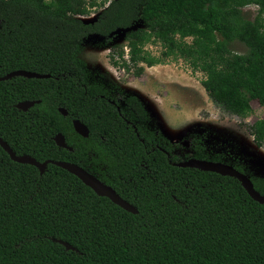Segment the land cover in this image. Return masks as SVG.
I'll return each instance as SVG.
<instances>
[{
    "label": "trees",
    "instance_id": "1",
    "mask_svg": "<svg viewBox=\"0 0 264 264\" xmlns=\"http://www.w3.org/2000/svg\"><path fill=\"white\" fill-rule=\"evenodd\" d=\"M107 3L0 0V79L18 71L51 77L0 82V140L18 157L79 166L138 214L57 166L49 164L42 175L13 162L0 145V264H264V205L234 178L178 168L191 159L224 163V157L210 155L199 139L192 155L180 156L181 146L150 126L138 96H124L121 106L91 82L81 60L86 40L111 44L125 32L113 65L128 73L133 67L138 78L142 65L183 60L204 74L215 104L247 118L253 103L264 107V0ZM250 7H257L256 16L245 11ZM94 8L97 21L84 24L80 17ZM236 43L247 51L236 53ZM151 44L161 46L160 56L146 50ZM24 102L36 105L19 111ZM74 121L88 128V138L76 133ZM250 132L262 148L264 120ZM58 135L72 151L57 146ZM227 164L249 176L243 166ZM249 178L264 196V179Z\"/></svg>",
    "mask_w": 264,
    "mask_h": 264
},
{
    "label": "rangeland",
    "instance_id": "2",
    "mask_svg": "<svg viewBox=\"0 0 264 264\" xmlns=\"http://www.w3.org/2000/svg\"><path fill=\"white\" fill-rule=\"evenodd\" d=\"M257 10L250 7L245 11L256 16ZM99 13L97 9L92 15ZM140 27L137 25L134 30ZM124 45L125 32L122 31L111 44H105L100 37L85 41L81 60L92 83L103 86L121 106L124 96H138L146 105L150 126L173 144L180 145V156L192 155V141L199 139L210 155H222L224 164L241 165L249 176L264 179V146L259 148L250 132L251 126L264 120V107L253 103L247 118L227 113L207 95L202 85L204 74L195 73L183 60H168L153 68L142 65L144 72L137 78L133 67L128 73L113 65L114 61L120 62L115 46ZM146 50L154 56L162 53L160 45L151 44ZM233 50L239 54L247 51L240 43H236Z\"/></svg>",
    "mask_w": 264,
    "mask_h": 264
},
{
    "label": "water",
    "instance_id": "3",
    "mask_svg": "<svg viewBox=\"0 0 264 264\" xmlns=\"http://www.w3.org/2000/svg\"><path fill=\"white\" fill-rule=\"evenodd\" d=\"M23 77L30 80H47L50 79V76L45 75H39L35 73L30 72H24V71H18L14 72L4 78L0 79V82L9 81L13 78H19ZM36 105L35 102H24L19 105H17V109L19 111L28 112L30 109H32ZM120 111V110H119ZM59 112L63 116H68V112L65 109H60ZM74 129L78 135H80L83 138L89 137V130L88 128L82 124L80 121H74L73 122ZM55 142L59 148L67 149L69 151H72L71 148H69L66 144V139L62 135H58L55 138ZM0 145L3 148V150L10 156L11 160L13 162H16L18 164L22 165H30L35 168H37L40 173L43 175L48 167L49 164H52L54 166H57L68 173L72 174L73 176L77 177L85 186L90 188L97 196L101 198H107L109 199L113 204L120 207L124 211L137 215L138 210L134 208L132 205H130L128 202L123 200L116 191H114L112 188L104 185L102 182H100L96 177L89 174L79 166L71 163H65V162H45L43 164L37 162L35 159L29 156H23L18 157L16 154L10 149V147L0 140ZM178 168L183 169H194L199 170L206 173H213L217 174L223 177H230L238 180L242 187L245 189V191L248 193V195L257 203L264 205V196L259 194L255 188L254 185L249 178V176L240 173L237 171L233 166L224 164V163H214L209 161H201L196 159H191L186 162H182L178 164ZM61 245H63L68 251H72L73 248L65 243L59 242Z\"/></svg>",
    "mask_w": 264,
    "mask_h": 264
},
{
    "label": "built area",
    "instance_id": "4",
    "mask_svg": "<svg viewBox=\"0 0 264 264\" xmlns=\"http://www.w3.org/2000/svg\"><path fill=\"white\" fill-rule=\"evenodd\" d=\"M98 1V2H97ZM104 1H106V0H104ZM96 2L97 3H101V2H103V1H101V0H96ZM110 2L111 1H108V3H107V5H106V7H108V5L110 4ZM98 9V8H94L93 9V11H92V14L94 13V11H96V10ZM91 14V16L89 15V16H82V17H80V19L82 20V22L84 23V24H93V23H95L96 21H97V16L96 15H92ZM125 51H126V55H125V60H129V49L128 48H125Z\"/></svg>",
    "mask_w": 264,
    "mask_h": 264
},
{
    "label": "clouds",
    "instance_id": "5",
    "mask_svg": "<svg viewBox=\"0 0 264 264\" xmlns=\"http://www.w3.org/2000/svg\"><path fill=\"white\" fill-rule=\"evenodd\" d=\"M97 18H98V16H97ZM87 25V24H86ZM88 25H91V24H88ZM126 52V51H125ZM126 55V54H125Z\"/></svg>",
    "mask_w": 264,
    "mask_h": 264
}]
</instances>
